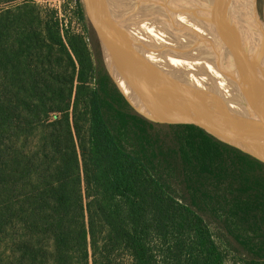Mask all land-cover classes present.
Masks as SVG:
<instances>
[{"label": "trees", "instance_id": "16d2710c", "mask_svg": "<svg viewBox=\"0 0 264 264\" xmlns=\"http://www.w3.org/2000/svg\"><path fill=\"white\" fill-rule=\"evenodd\" d=\"M199 199L264 240L262 161L148 121L87 30L0 0V264H223L207 226L179 217Z\"/></svg>", "mask_w": 264, "mask_h": 264}, {"label": "water", "instance_id": "95a60500", "mask_svg": "<svg viewBox=\"0 0 264 264\" xmlns=\"http://www.w3.org/2000/svg\"><path fill=\"white\" fill-rule=\"evenodd\" d=\"M167 1H176L213 32L230 88L229 101L212 98L209 94L193 95L189 86L175 84L169 68H159L157 62L149 58L145 46L135 53L127 39V44L120 48L115 9L110 8L107 0H84L106 71L134 111L148 121L210 135L264 163V87L261 82L264 48L253 52L246 41L250 37L247 33L243 40L236 36V31L242 27L236 18L246 16L245 0ZM252 1L253 9L248 13L255 15L258 21L246 18L248 25L242 30L254 32L251 34L253 42H261L264 23L258 19L256 0ZM134 58L136 63H132ZM147 88L153 89L152 97L146 92Z\"/></svg>", "mask_w": 264, "mask_h": 264}, {"label": "bare ground", "instance_id": "6f19581e", "mask_svg": "<svg viewBox=\"0 0 264 264\" xmlns=\"http://www.w3.org/2000/svg\"><path fill=\"white\" fill-rule=\"evenodd\" d=\"M110 1L116 6H120H117L116 8V6L114 7L112 4L113 7H111L108 1L110 8L115 9V12L113 10L112 11L114 13L117 12L116 19L121 13L122 15L129 16V18L133 21L131 22L134 30H129V28L126 27L127 25L120 23L118 33L121 45H126L127 39L128 41L130 39L131 46L135 48V53L143 46L147 47V51L152 61L157 62L159 68L163 70L169 68L172 74V81L178 85L189 86L192 89L190 90L193 95L209 94L212 98L229 101L231 93L226 81V73L222 63L215 62L213 60V55H210L209 53L207 54L198 45L193 44L191 41L194 36L199 39V41H208L207 45L209 46H211L212 42V48L214 47V50H216L213 36L212 38L204 40L205 37L202 35V32H205L206 29L200 22L193 20L186 12L184 13L179 5L174 1L168 4L167 10L169 18H173L175 16V19H177V26L168 22V20L165 22L161 16L154 15L142 6L138 0ZM222 1L224 2V0ZM243 6L246 11L245 20H237V23L242 26L241 30L243 27L248 25L246 18L248 20L251 19V13L248 12L252 10L253 4L249 0H246ZM116 9L120 11V13H118ZM234 16L237 15L235 14ZM154 18H159L165 22V24H163L166 29H160L159 31L156 30L152 23L156 21ZM177 29V32H181V37H178L179 33L177 34ZM194 31H197V34ZM175 34H177V36H175ZM205 34V36L209 35L207 31ZM262 37L261 42H256L255 40L253 42L252 36L249 37V40L246 39L248 46L251 50H253V52L258 53L261 48H264V36L262 35ZM239 38L240 37H238V39ZM242 39L244 38L242 37ZM120 48H122V46H120ZM130 57L132 58V51L130 53ZM136 62L137 60L134 58L132 63ZM146 92L150 97L154 95L153 89L151 88H147Z\"/></svg>", "mask_w": 264, "mask_h": 264}, {"label": "rangeland", "instance_id": "374dc122", "mask_svg": "<svg viewBox=\"0 0 264 264\" xmlns=\"http://www.w3.org/2000/svg\"><path fill=\"white\" fill-rule=\"evenodd\" d=\"M35 1L43 11H45L46 9H51V16L53 14L58 16V18L62 21V27L64 30L69 29L70 31H75L85 35L87 30L88 34L94 40V44L96 46L97 51L100 52L99 45L97 43V40L95 39V35L91 23L87 19L85 20L84 23L79 22L74 14V9L76 7L75 6L76 0L75 3L74 0H35ZM79 1L80 4L82 5V0ZM108 1L111 7L116 6L110 0ZM138 1L142 4V6H144L147 10L152 12L154 15L161 16V18H163L165 22L166 20H168V22H171L174 24V26H177L178 24L177 19H175V16L173 18H169L168 10H167L168 4L172 3L173 1H167V0H163V1L138 0ZM205 1L207 2L209 0H205ZM238 1L240 0H237V2ZM249 1L253 2L252 0ZM256 3L259 13H261L264 21V0H256ZM176 4L178 3L176 2ZM179 7L185 13L186 10H184L181 6ZM118 13H120V11H118ZM119 15L120 16L117 17L118 26L120 27V23H122L123 25H127L128 22L130 21V18L127 15H122L121 13ZM193 16L195 15L193 14ZM195 18H197L200 21V23L205 27L207 33L209 34L205 36L206 31L202 32V35L205 37L204 40H206L207 38H212L213 32L208 28V26L200 18L196 16ZM154 19L156 21L152 23L156 30L159 31L160 29H166L164 25L165 22H163L159 18H154ZM177 31L178 29L176 30V32ZM194 32L196 33L197 31ZM177 34L178 37H181L180 31L177 32ZM177 34H175V36H177ZM191 41L193 44L198 45L207 54L209 53L210 55H213V60L215 62L220 63L222 61L220 55L217 54L218 48L216 50H214V47L212 48V44H213L212 42H211V46H209L207 45L208 41L207 42L199 41V39L195 38L194 36ZM149 60L151 61V59ZM261 82H263V87H264V79ZM167 185H168L167 186L168 190L171 193H173V195H175L177 198H179L180 195L179 193H181L180 191L181 188L183 187L181 182L178 179L170 178L169 180L167 179ZM198 201L199 202L197 204L192 205V208L194 210H191V212L186 209H181L182 211L181 213H179V217H181L186 221H191V220L201 221L203 224L207 226L209 232L211 233L212 238H214L219 249L223 252L224 255L223 264H264V240H262L261 237L257 235V233L253 232L251 229H248L245 226L235 225L234 221L228 222L225 213L217 208H214L213 203L209 205H203L201 202H203L204 199L202 201L201 199H199Z\"/></svg>", "mask_w": 264, "mask_h": 264}, {"label": "flooded vegetation", "instance_id": "af4514ba", "mask_svg": "<svg viewBox=\"0 0 264 264\" xmlns=\"http://www.w3.org/2000/svg\"><path fill=\"white\" fill-rule=\"evenodd\" d=\"M82 8H83V11H84V14H85V20L87 19L88 21H89V18H88V15H87V12H86V6H85V2H84V0H82ZM185 10V9H184ZM188 15H189V17H191L193 20H195V21H198V22H200L197 18H195V16H193V14H191L190 12H187V11H185ZM258 12H259V10H258ZM251 20L252 21H255V22H257L258 20L256 19V17H255V15H252L251 17ZM239 19H241L240 17L239 18H236V22H237V20H239ZM258 19H260V21L261 22H263L264 23V21H263V17H262V15H261V13H259V18ZM242 20L244 21L245 20V17L244 18H242ZM247 20V19H246ZM242 21V22H243ZM90 22V21H89ZM238 32L236 33V36H237V38L238 37H240L239 39H241V40H243L242 39V37L244 38L245 37V35H247V36H252L251 34H255L254 32H247V31H244V30H237ZM241 33H242V35H241ZM245 33H247V34H245ZM251 33V34H250ZM237 34H239V35H237ZM245 34V35H244ZM246 38V37H245ZM96 39V38H95ZM97 43H98V41H97ZM98 45H99V43H98ZM122 47L124 46V45H121ZM99 53H100V57H101V59H102V62H103V58H102V54H101V50H100V46H99ZM103 65H104V63H103ZM105 67V66H104ZM156 124V123H155ZM238 149V148H237ZM240 150V149H239Z\"/></svg>", "mask_w": 264, "mask_h": 264}, {"label": "built area", "instance_id": "2783aa9c", "mask_svg": "<svg viewBox=\"0 0 264 264\" xmlns=\"http://www.w3.org/2000/svg\"><path fill=\"white\" fill-rule=\"evenodd\" d=\"M74 3H75V0H74Z\"/></svg>", "mask_w": 264, "mask_h": 264}]
</instances>
